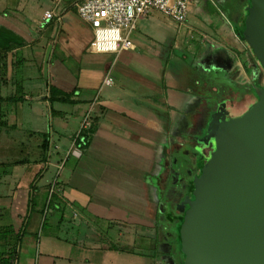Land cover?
I'll return each instance as SVG.
<instances>
[{"label":"crops","instance_id":"obj_1","mask_svg":"<svg viewBox=\"0 0 264 264\" xmlns=\"http://www.w3.org/2000/svg\"><path fill=\"white\" fill-rule=\"evenodd\" d=\"M81 1L0 0V264H168L167 249L182 256L188 184L221 118L259 99L262 67L207 0L190 8L186 39L167 42L153 11L133 49L92 54ZM46 11L58 20L44 24ZM54 178L63 211L47 208Z\"/></svg>","mask_w":264,"mask_h":264},{"label":"water","instance_id":"obj_2","mask_svg":"<svg viewBox=\"0 0 264 264\" xmlns=\"http://www.w3.org/2000/svg\"><path fill=\"white\" fill-rule=\"evenodd\" d=\"M250 3L242 35L264 71V0ZM212 137L195 200L180 207L183 264H264V87L243 114L221 118Z\"/></svg>","mask_w":264,"mask_h":264},{"label":"built area","instance_id":"obj_3","mask_svg":"<svg viewBox=\"0 0 264 264\" xmlns=\"http://www.w3.org/2000/svg\"><path fill=\"white\" fill-rule=\"evenodd\" d=\"M197 0H82L76 5L79 19L88 25L93 37L88 44V51L92 54H116L122 50H131L134 44L131 35L137 28L139 21L155 11L170 20L185 23L190 8ZM57 19L54 11H46L43 16L44 24ZM103 83L111 85L113 80L106 76ZM91 111L85 113L80 126L73 138L76 148L84 147L90 137ZM57 146L47 151L48 158L55 157ZM68 155V153H67ZM66 158H62L59 169ZM56 178L51 182L48 190V201L56 191ZM47 201V205H48Z\"/></svg>","mask_w":264,"mask_h":264},{"label":"rangeland","instance_id":"obj_4","mask_svg":"<svg viewBox=\"0 0 264 264\" xmlns=\"http://www.w3.org/2000/svg\"><path fill=\"white\" fill-rule=\"evenodd\" d=\"M210 8L212 10H216L217 13H221L222 15L225 14L227 15V10L229 8V11L231 9L232 13L231 15L234 16L233 19H237L238 16L235 15L234 12V8L237 7V3L236 0H207ZM238 4L241 3V5H245L246 4V0H237ZM232 6V7H230ZM154 14H156L158 16V21L160 22L159 25H161V28L157 27V32H161V35L163 34V38L167 40V42L173 41L175 39L178 40H183L188 38V25L190 24L189 20L187 21L186 25L183 24H178L176 22H173L172 20H170L169 18L163 16L160 13L155 12ZM228 16V15H227ZM228 18L230 19V17L228 16ZM232 20V19H231ZM230 20V21H231ZM64 30V28H63ZM15 152V151H14ZM16 155V153H15ZM207 162V160L205 161V163ZM185 163V161H184ZM205 166V164H204ZM184 172H185V166H184ZM174 253H170V250L167 249L166 253L167 255H165V259L167 260L166 263L168 264H183V255L181 256L179 251ZM150 264V263H148ZM152 264V263H151Z\"/></svg>","mask_w":264,"mask_h":264},{"label":"trees","instance_id":"obj_5","mask_svg":"<svg viewBox=\"0 0 264 264\" xmlns=\"http://www.w3.org/2000/svg\"><path fill=\"white\" fill-rule=\"evenodd\" d=\"M236 3H237V7L234 8V12H235V15L238 16L237 19H233L234 16L231 15L232 11L230 9L229 11V8L227 10V15L230 17V19H232L234 22H237L238 25H239V30H240V33H241V37H243V30H244V23H245V19L247 18V16L249 15V12H250V9H251V3H250V0H246V4L245 5H241V3L238 4V1L236 0ZM232 7V6H230ZM249 46V45H248ZM262 71H263V68H262ZM263 76H264V71H263ZM263 87H264V81H263ZM55 93L54 90H51V94L53 95ZM229 119V118H228ZM214 151V146H213V150L212 152ZM47 152V149H46V146L44 148V153ZM212 152L210 153L207 161L209 160V158L211 157V154ZM206 164V163H205ZM204 167V164L200 166L199 168V173H198V177L200 176L201 174V170L202 168ZM188 194L187 196H185V198L183 199V208H184V211H187L189 210L190 208V203L191 202H194L195 200V196H194V191H195V186H194V183H190L188 184ZM185 202H188V203H185ZM63 205L61 203V200L55 195H51L49 201H48V205H47V208L48 209H51V210H60V211H63ZM47 228V223H43V226H42V231L41 233L44 234L45 230ZM182 264V263H181Z\"/></svg>","mask_w":264,"mask_h":264}]
</instances>
